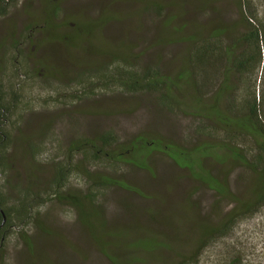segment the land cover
Segmentation results:
<instances>
[{"label":"rangeland","instance_id":"rangeland-1","mask_svg":"<svg viewBox=\"0 0 264 264\" xmlns=\"http://www.w3.org/2000/svg\"><path fill=\"white\" fill-rule=\"evenodd\" d=\"M61 1L50 29L73 35L72 43L48 41L43 30L25 41L31 26L44 23L47 0H7V14L0 9L1 62L8 57L0 84L6 90L11 85L20 96L16 113L4 125L10 146L0 166L6 171L0 174V194L8 208L22 202L29 208L26 217L15 214L5 228L0 264H224L231 256H241L244 264H264V208L210 237L238 213V202L256 198L259 173L234 161L223 147L225 131H213L208 121L195 117L205 110L196 99L213 102L217 77L200 85L199 93L194 83L204 79L186 80L183 73L192 47L215 27L229 29L226 38L245 31L238 0ZM129 49L139 73L159 68L169 81L182 79L171 94L177 108L164 109L158 93L129 94L119 86L98 85L97 73L107 67L112 74L120 65L113 56L128 55ZM41 60L55 70L51 75L40 74ZM82 73H93L92 81L78 83ZM221 109L225 112L224 102ZM110 133L117 141L109 147L127 149L122 161L131 165L107 159L85 165L82 151H70L81 141L100 148ZM257 139L238 144L248 149L251 161L261 150ZM205 144L209 147L200 146ZM60 164L75 166L61 190L54 186ZM80 167L115 178L118 186L100 209L81 201L83 216L72 204L76 201L67 199L93 189L92 178ZM192 256L198 258L188 261Z\"/></svg>","mask_w":264,"mask_h":264},{"label":"trees","instance_id":"trees-1","mask_svg":"<svg viewBox=\"0 0 264 264\" xmlns=\"http://www.w3.org/2000/svg\"><path fill=\"white\" fill-rule=\"evenodd\" d=\"M11 1L14 2V0ZM6 2L7 0H0L2 16L7 14V9L4 8ZM58 2L61 4L62 1L47 0L48 4L44 12V23L42 25L31 26L27 32V36H24L25 41L26 39H31L33 32H37V30L41 32L43 30L44 33L49 32L50 38L48 41L60 40V42H63L62 39H65L66 42L72 43L73 35H60L55 30H52L56 26L54 23L55 18L61 8H59ZM238 3L241 24L245 31L238 37L226 38L230 30L225 26L215 27L206 38L197 41L198 43L196 42L192 47L186 59L188 67L183 72L186 74V80L204 79L202 83H194L199 93L202 90L199 87L200 85L204 87V84H206L205 81L210 80L213 82L217 77L220 82L213 94V102L206 104L200 98L196 99V103L202 105L205 110L201 112L200 116L198 114L195 117H202V119L208 121L213 131H225V143L223 147L232 153L234 161L241 165L246 164L251 170L258 171L259 173V186L255 195L256 198L248 203L238 202V206L240 207L238 213H235L227 224L224 225V230L221 226H217L218 228L216 227L211 230L210 237H213L215 234L221 235L224 231H229L230 225L239 217L251 215L253 212L257 213L264 208V0H238ZM105 22L106 20H103L99 23ZM89 24H91L93 29L100 27L99 24ZM77 29L80 31L78 26ZM86 29L85 32H89V27H86ZM75 34L79 36L81 31ZM16 47L20 53V46L16 44ZM33 48L36 50L37 45H34ZM38 49H41V47ZM113 57H115L114 62L120 65H116L112 74H108L109 68L107 67L104 68L108 70L107 72H102L100 75L97 73V83L99 86L100 84H103V88H107V84L109 86H119L122 91L129 94L158 93L160 94L158 101L164 109L174 110L177 108V102L171 94L172 89L178 87L176 84L182 79H178L175 83L169 81L160 73L159 68H147L146 70H141L142 72L139 73L138 68L130 63V59L134 58L130 49L128 55H115ZM5 60L7 61L8 57H5ZM5 60L4 63L0 60L2 64V67L0 66V74L6 68ZM42 61L38 65L40 74L42 75L44 71H48L49 75H51L55 70L49 68ZM18 71L20 72L21 70ZM92 74L86 75L82 73L77 78L78 83L85 79L92 81ZM252 76L254 81L248 84L247 78H249L250 83ZM91 85L95 86V83L91 82ZM7 95L11 96V100L6 99ZM222 102L225 103V112L221 109ZM19 104L20 96L12 90V86L10 85L6 90L0 84V166H4L1 163L5 159L6 152L10 146L9 132L4 128V125L6 121H9L10 116L16 113ZM203 123L201 124L203 125ZM202 128L203 131L207 128V125H203ZM253 137L258 138L256 144L258 149L261 148V150H258L259 154H257L255 161H251V158L249 159L247 157L249 153L248 149L245 150V148L238 145L240 143H243L242 145L246 143L250 144ZM138 140L139 138L136 139L130 148L131 153L135 148L133 146L139 143ZM115 141L117 139L113 134H105L102 137V147L100 148L92 142L81 141L72 144L70 151H82L83 163L85 165H96L106 159L111 164L131 165L122 161V158L127 154V149L125 150L120 147L121 151H117V149L114 150L109 147ZM233 144H236L237 148L232 147ZM200 146L209 147L208 144ZM107 147L109 148L106 149ZM136 149L135 151H137ZM124 150L125 152H123ZM35 151L37 150H33L34 153ZM134 158L137 159L136 155H134ZM58 166L54 186L61 190L68 184V180L74 172L75 166L72 167L65 164ZM77 167L79 168V166ZM84 168H81V170L92 178V182L90 181V183L93 184H91L93 189H90L87 195L75 198L74 195L69 194L67 198L71 202L76 201L77 204L73 202L72 204L76 207L79 216H83L85 210L82 206L78 208L81 201L88 200L92 203L93 208L100 209L101 202L109 190L118 187L114 181L116 180L115 178L109 177L108 175L90 174ZM0 174L5 175L6 171L1 169ZM56 195L60 196V193ZM0 210L1 235L5 228L10 226V222L15 218V214L19 217L22 215L26 217L29 208L24 202L19 204V208L16 206L15 208H8L0 194ZM197 258L198 256H192L188 261L191 262ZM181 264H188V262L185 261ZM224 264L244 263L241 256H231Z\"/></svg>","mask_w":264,"mask_h":264},{"label":"flooded vegetation","instance_id":"flooded-vegetation-1","mask_svg":"<svg viewBox=\"0 0 264 264\" xmlns=\"http://www.w3.org/2000/svg\"><path fill=\"white\" fill-rule=\"evenodd\" d=\"M3 240H4V236H3V233L0 235V243L2 244V242H3ZM2 241V242H1Z\"/></svg>","mask_w":264,"mask_h":264},{"label":"crops","instance_id":"crops-1","mask_svg":"<svg viewBox=\"0 0 264 264\" xmlns=\"http://www.w3.org/2000/svg\"><path fill=\"white\" fill-rule=\"evenodd\" d=\"M112 190H113V189H112ZM112 190H109V192L112 191Z\"/></svg>","mask_w":264,"mask_h":264},{"label":"water","instance_id":"water-1","mask_svg":"<svg viewBox=\"0 0 264 264\" xmlns=\"http://www.w3.org/2000/svg\"><path fill=\"white\" fill-rule=\"evenodd\" d=\"M1 211V210H0Z\"/></svg>","mask_w":264,"mask_h":264}]
</instances>
